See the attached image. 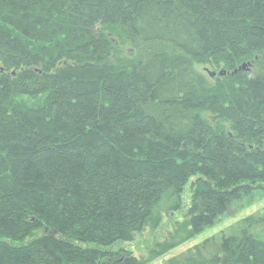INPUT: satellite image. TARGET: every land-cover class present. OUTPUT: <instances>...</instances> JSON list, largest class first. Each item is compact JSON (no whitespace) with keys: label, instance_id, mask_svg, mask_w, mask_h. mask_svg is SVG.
<instances>
[{"label":"trees","instance_id":"trees-1","mask_svg":"<svg viewBox=\"0 0 264 264\" xmlns=\"http://www.w3.org/2000/svg\"><path fill=\"white\" fill-rule=\"evenodd\" d=\"M190 179L166 249L264 192V0H0V264H136ZM170 263L264 264V208Z\"/></svg>","mask_w":264,"mask_h":264},{"label":"rangeland","instance_id":"rangeland-1","mask_svg":"<svg viewBox=\"0 0 264 264\" xmlns=\"http://www.w3.org/2000/svg\"><path fill=\"white\" fill-rule=\"evenodd\" d=\"M111 40L115 46L121 49L122 54L133 55V47L128 43L119 40L116 36H111ZM162 49L170 50L169 47H163ZM194 67L203 73L212 84L215 83L217 73L224 69L221 65L213 66L209 62L195 64ZM243 70H248V66H244ZM208 72H214L216 75L211 77ZM202 115L212 123L215 122L214 116L205 112ZM190 182L191 179L183 188L179 210L174 213L162 212L160 222L155 227H145L140 233L134 235L132 241L116 242L107 249L113 252H126L125 256H119L120 260L123 257L125 259L133 258L136 264H171L172 259L186 253L188 249L201 243L204 239L211 236L219 237L222 233H226L229 227L238 220L264 208V192L253 193L251 197L243 196L232 204L230 211L225 216L220 217L211 226L206 227L196 235L186 238L177 246L166 249L165 245L162 244H168L172 240L179 241L183 236L181 233L176 234L175 230L179 229L178 224L183 222L190 204ZM38 235H40L39 231L34 233V237Z\"/></svg>","mask_w":264,"mask_h":264},{"label":"water","instance_id":"water-1","mask_svg":"<svg viewBox=\"0 0 264 264\" xmlns=\"http://www.w3.org/2000/svg\"><path fill=\"white\" fill-rule=\"evenodd\" d=\"M250 65V63H246V64H243L242 66H240V67H238L237 69H242L243 70V68H244V66H249ZM237 69H235L234 70V72L237 70ZM208 74H209V76H214V75H216L214 72H208ZM225 74V70H221V71H219L218 73H217V75L219 76H221V75H224ZM55 231H52L51 232V235H55Z\"/></svg>","mask_w":264,"mask_h":264}]
</instances>
